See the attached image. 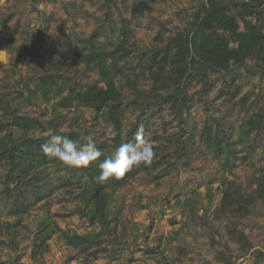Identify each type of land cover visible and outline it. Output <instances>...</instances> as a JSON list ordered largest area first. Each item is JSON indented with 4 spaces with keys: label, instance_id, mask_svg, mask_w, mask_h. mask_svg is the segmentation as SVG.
I'll return each mask as SVG.
<instances>
[{
    "label": "rangeland",
    "instance_id": "obj_1",
    "mask_svg": "<svg viewBox=\"0 0 264 264\" xmlns=\"http://www.w3.org/2000/svg\"><path fill=\"white\" fill-rule=\"evenodd\" d=\"M249 1L223 4L264 37V0ZM207 2L0 0V264H264V39L242 63H200L191 40ZM98 51L113 53L102 74ZM109 79L119 130L112 106L75 99ZM140 127L152 163L96 193L99 163ZM57 133L90 135L102 155L64 167L41 151Z\"/></svg>",
    "mask_w": 264,
    "mask_h": 264
},
{
    "label": "trees",
    "instance_id": "obj_2",
    "mask_svg": "<svg viewBox=\"0 0 264 264\" xmlns=\"http://www.w3.org/2000/svg\"><path fill=\"white\" fill-rule=\"evenodd\" d=\"M223 2L224 0H208L207 4L202 7V12L198 15L196 32L191 40V45L194 47L193 50L197 54L198 61L216 69H226L232 61L234 63H242L253 51L261 52V43L264 39L261 32L250 24L245 26L246 32L239 31L236 19L226 12L227 7L224 6ZM145 5V2L141 3L134 12L139 15L143 14L146 7ZM244 7L248 12L256 11L260 9L261 2H258V0H250L244 4ZM218 30L231 36L233 41L238 43L237 47L231 48L230 41L224 35L218 33ZM182 47L187 53L190 51V45L188 43L184 44ZM90 55L91 59L95 60L98 64L100 73L102 74L107 68V57H112L113 53L98 51ZM194 62V57L189 60L184 58L182 69L184 74L189 73ZM106 81V88L92 87L86 91L77 93L75 99L79 104L94 108L97 111L112 106L113 109L110 110V116L111 119H114V111L118 109L117 104H115L118 94L112 81L110 79ZM179 86L180 84H178L175 92L182 94L183 88ZM113 122L116 129L119 130L120 123L115 119ZM13 123L24 132L34 127L33 119L26 116H14ZM29 143L41 144L40 141L37 140H31ZM5 150H8L11 158L14 157L13 151L10 152L8 147H6ZM13 150L18 151V147H13ZM123 181L124 180H120L118 184H122ZM105 187L104 182L99 183L96 193H100Z\"/></svg>",
    "mask_w": 264,
    "mask_h": 264
},
{
    "label": "clouds",
    "instance_id": "obj_3",
    "mask_svg": "<svg viewBox=\"0 0 264 264\" xmlns=\"http://www.w3.org/2000/svg\"><path fill=\"white\" fill-rule=\"evenodd\" d=\"M43 154L67 168H87L102 155L92 136L74 139L68 135L50 134L41 145ZM155 153L153 146L144 139V129L138 128L135 142L121 143L114 154L99 163L100 174L95 178L103 183L110 178H120L134 165H150ZM85 179L87 177L85 176Z\"/></svg>",
    "mask_w": 264,
    "mask_h": 264
}]
</instances>
